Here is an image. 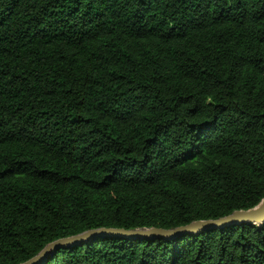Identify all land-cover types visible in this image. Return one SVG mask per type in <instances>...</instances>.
<instances>
[{"label":"trees","instance_id":"obj_1","mask_svg":"<svg viewBox=\"0 0 264 264\" xmlns=\"http://www.w3.org/2000/svg\"><path fill=\"white\" fill-rule=\"evenodd\" d=\"M263 199L264 0H0V264ZM37 264H264V222Z\"/></svg>","mask_w":264,"mask_h":264},{"label":"water","instance_id":"obj_2","mask_svg":"<svg viewBox=\"0 0 264 264\" xmlns=\"http://www.w3.org/2000/svg\"><path fill=\"white\" fill-rule=\"evenodd\" d=\"M264 222V199L260 204L249 210H239L233 212L231 215L208 221H197L193 222L187 226L178 227L175 229L165 230V229H135V230H125V229H100L97 231L85 232L81 235L62 239L57 242L51 243L46 246L37 256H35L30 261L23 264H37L42 261L50 252L60 250L67 245L74 244L78 241H83L85 239H90L100 235H111L118 236L127 239L136 238H162V239H173L180 237L182 235H187L189 233H197L201 230H208L212 228H223L231 225H237L242 223H253L259 224Z\"/></svg>","mask_w":264,"mask_h":264}]
</instances>
